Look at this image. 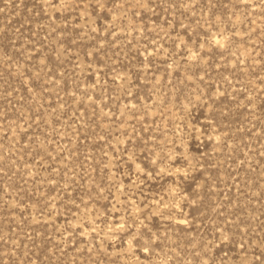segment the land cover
<instances>
[{
	"label": "rangeland",
	"instance_id": "rangeland-1",
	"mask_svg": "<svg viewBox=\"0 0 264 264\" xmlns=\"http://www.w3.org/2000/svg\"><path fill=\"white\" fill-rule=\"evenodd\" d=\"M0 264H264V0H0Z\"/></svg>",
	"mask_w": 264,
	"mask_h": 264
}]
</instances>
